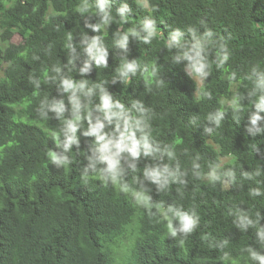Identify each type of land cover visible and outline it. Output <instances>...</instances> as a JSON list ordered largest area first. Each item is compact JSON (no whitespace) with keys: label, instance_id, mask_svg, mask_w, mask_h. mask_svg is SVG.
<instances>
[{"label":"trees","instance_id":"obj_1","mask_svg":"<svg viewBox=\"0 0 264 264\" xmlns=\"http://www.w3.org/2000/svg\"><path fill=\"white\" fill-rule=\"evenodd\" d=\"M145 1L148 8L137 0H103L105 23L101 0H0V264H113V246L135 223L126 264H260L251 251L264 255V119L254 125L251 118L264 89V0ZM150 19L159 35L147 42L142 25ZM177 29L186 41L206 44L210 69L201 86L190 62L175 59L184 49L166 46ZM19 31L22 41L14 43ZM93 38L104 60L89 50ZM221 43L229 58L218 67ZM125 62L136 63L128 80ZM62 79L86 82L85 89L65 92ZM97 84L126 108L143 103L150 142L161 150L131 161L135 171L122 161L124 172L107 184L87 160L100 156L95 137L82 134L87 119L77 133L79 148L65 153L55 139H66L73 97L83 115L93 111V122L101 115ZM237 97L239 109L232 106ZM60 100L65 113L57 118L45 105ZM218 110L219 124L210 118ZM50 151L69 163L53 164ZM156 165L173 175L146 179L144 169ZM213 170L226 188L204 180ZM170 209L194 214L195 229L171 236L169 219L179 222Z\"/></svg>","mask_w":264,"mask_h":264},{"label":"clouds","instance_id":"obj_2","mask_svg":"<svg viewBox=\"0 0 264 264\" xmlns=\"http://www.w3.org/2000/svg\"><path fill=\"white\" fill-rule=\"evenodd\" d=\"M139 2V0H138ZM99 9L104 12V22L107 23L109 20V13L106 11V4L101 0V3L98 5ZM128 11V7L120 9L121 15L124 12ZM143 30L147 33V36L144 39L147 42H151L154 37H157L159 33L157 32L155 21L147 20L142 25ZM132 34H137L135 29L129 30ZM206 36H212L213 33L211 30H207L205 33ZM124 40H127V33L124 36ZM181 47L184 49L181 56L175 57L179 60L181 58L187 59L190 64L189 68L197 79L207 78L209 75L210 64L207 61L205 52L206 44L202 42L199 38H195L193 41H186L183 37V34L177 29L172 34V41H167L166 46L171 49L173 45ZM98 38H93L90 44L89 50L96 48L99 52L100 60H104L106 53L100 50L98 47ZM190 45V46H189ZM220 49L222 55L219 56L218 67H223L224 63L228 60L227 46L224 43L220 44ZM99 63V61H98ZM55 71L59 72L60 69L57 68ZM89 71V66L85 65L81 69L82 73H87ZM122 75L125 77V80L130 78V75H135L136 72V63L125 62L121 69ZM47 75V73H45ZM235 74L233 73V76ZM86 82L80 84H75L71 79H62L61 88L65 92L75 93L77 90H84ZM95 88L100 89V104L95 107V111L100 113L95 117V122H93V111H87V105L83 106L84 110L87 111L86 115L82 114V105L79 103L78 99L73 97L72 101V119H65L62 132L66 139L60 140L59 137H55L57 142V147L62 148L65 153L69 152L72 149L73 145H76L77 148L80 146V138L77 135L81 127L82 121L87 119L89 122L88 128L82 133L85 137H95L93 143V151L100 153L98 158L93 156H87V160L90 162V165L93 169V173L98 174V178L104 181L107 184L110 180L114 181L117 175H120L124 172V163L125 160L130 161L128 168L135 171L136 163L131 161H138L139 158L143 155L144 157L155 156L161 150L158 144H153L151 140V128L148 123V110L145 109L143 103L139 100L133 101L131 107H125L124 104L119 101H113L112 95L106 91V89L97 84ZM93 89H88L85 92V95H91ZM204 95L210 97L211 93H204ZM239 97L232 101L233 108L239 109ZM56 113L57 118H62L65 113V104L63 100L58 102H53L51 104L45 105ZM257 112L252 115L251 122L256 124L259 120L264 119L259 113L264 112V89H261L259 95V103L256 105ZM42 116H47L46 113L41 111ZM224 113L222 110H218L214 117L217 124L223 119ZM167 155L171 158L174 153L167 151ZM127 154V156H125ZM49 157L53 164L55 165H67L69 163L68 157L66 155H61L57 151H50ZM97 165H103L97 169ZM88 168H85L83 177L87 179L88 177ZM173 174L169 171L168 166L161 168L159 165L146 167L144 169V176L146 179L150 180L153 183H158L162 179H167V177L172 176ZM211 180L215 181L218 177L216 171L213 170L210 174ZM174 178V177H173ZM174 217L178 220L179 227L172 223V220L169 219L167 228L171 236L176 237L178 233H184L185 235L191 233L198 224V219L194 217V214H189L182 210H173ZM245 223H249L245 221ZM261 234L264 235V228L260 230ZM183 243V241H181ZM251 251V250H250ZM251 258L253 260L259 261L260 264H264V255H260L255 251H251Z\"/></svg>","mask_w":264,"mask_h":264},{"label":"rangeland","instance_id":"obj_3","mask_svg":"<svg viewBox=\"0 0 264 264\" xmlns=\"http://www.w3.org/2000/svg\"><path fill=\"white\" fill-rule=\"evenodd\" d=\"M138 1V0H137ZM139 3H141L145 8H148V3L145 0H139ZM258 31V30H257ZM23 38L22 31H19L15 34L13 38L14 43H20ZM3 76V73L0 74V78ZM194 79L198 83V86H201L203 84V78L197 79L194 76ZM230 158H222V164L229 162ZM218 177L217 180L213 181L211 180L210 174L207 175L204 180L206 182H212L217 188L224 189L227 187L228 182L224 177H222L220 174L216 173ZM134 197L137 199L138 203L140 204L142 208L146 207V202L140 197L139 194L134 193ZM137 234L136 229V223L129 226L125 234L119 239V241L113 246V264H126L128 258L131 255L132 246L135 240Z\"/></svg>","mask_w":264,"mask_h":264},{"label":"bare ground","instance_id":"obj_4","mask_svg":"<svg viewBox=\"0 0 264 264\" xmlns=\"http://www.w3.org/2000/svg\"><path fill=\"white\" fill-rule=\"evenodd\" d=\"M169 251V250H168ZM150 260V259H149Z\"/></svg>","mask_w":264,"mask_h":264}]
</instances>
